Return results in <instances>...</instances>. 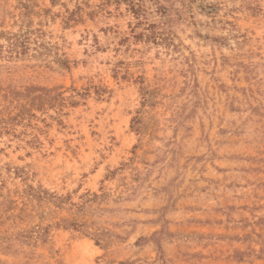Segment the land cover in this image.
I'll list each match as a JSON object with an SVG mask.
<instances>
[{"label": "rangeland", "instance_id": "obj_1", "mask_svg": "<svg viewBox=\"0 0 264 264\" xmlns=\"http://www.w3.org/2000/svg\"><path fill=\"white\" fill-rule=\"evenodd\" d=\"M0 264H264V0H0Z\"/></svg>", "mask_w": 264, "mask_h": 264}, {"label": "trees", "instance_id": "obj_2", "mask_svg": "<svg viewBox=\"0 0 264 264\" xmlns=\"http://www.w3.org/2000/svg\"><path fill=\"white\" fill-rule=\"evenodd\" d=\"M146 101H147V99H145ZM67 223H69L70 225H71V223L70 222H67ZM75 225V227H79L80 225L79 224H74Z\"/></svg>", "mask_w": 264, "mask_h": 264}]
</instances>
